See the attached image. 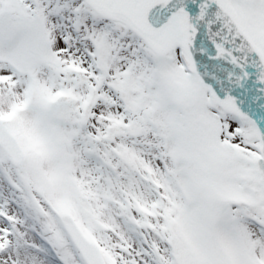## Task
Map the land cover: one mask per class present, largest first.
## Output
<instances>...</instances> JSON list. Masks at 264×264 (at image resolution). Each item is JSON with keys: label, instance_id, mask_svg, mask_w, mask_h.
I'll return each mask as SVG.
<instances>
[{"label": "snow or ice", "instance_id": "snow-or-ice-1", "mask_svg": "<svg viewBox=\"0 0 264 264\" xmlns=\"http://www.w3.org/2000/svg\"><path fill=\"white\" fill-rule=\"evenodd\" d=\"M0 264H264V0H0Z\"/></svg>", "mask_w": 264, "mask_h": 264}]
</instances>
